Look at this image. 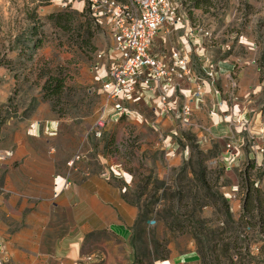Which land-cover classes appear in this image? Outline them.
<instances>
[{"label":"rangeland","instance_id":"obj_1","mask_svg":"<svg viewBox=\"0 0 264 264\" xmlns=\"http://www.w3.org/2000/svg\"><path fill=\"white\" fill-rule=\"evenodd\" d=\"M85 7L84 0H0V145L31 125L35 131L88 134L90 142L102 145L110 166L130 185L129 201L154 223L148 229L141 224L133 250L113 234L97 231L86 253L93 264L147 263L151 255H167L169 242L182 248L189 236L197 247L193 229L200 234L198 245L214 246L222 264H227L224 243L231 244L237 234L235 264H264V0H198L197 6L182 0L192 26L211 33L204 46L213 73L211 80L202 78L220 96L217 113L226 101L223 118L230 117L233 130L240 126L233 138L211 136L205 142H198L190 128L180 127L182 138L153 128L154 114L143 100L126 104L130 114L113 110L90 71L103 60L100 52L111 45V34L91 20L94 49L82 46L89 19ZM56 12L61 26L48 17ZM219 61L230 63V72ZM50 76L63 79L64 87L49 99L42 86ZM236 102L244 110L235 109ZM163 145L179 159L165 157Z\"/></svg>","mask_w":264,"mask_h":264},{"label":"crops","instance_id":"obj_2","mask_svg":"<svg viewBox=\"0 0 264 264\" xmlns=\"http://www.w3.org/2000/svg\"><path fill=\"white\" fill-rule=\"evenodd\" d=\"M183 34V29L159 31L150 52L170 57L179 48ZM193 41L200 40L195 36ZM197 44L192 46L190 59L193 72L201 75L194 51L201 54L205 64L211 61V55L204 40ZM221 61L220 67L229 65L225 71L230 72L232 65ZM183 86L192 88L188 83ZM151 94L146 91V97L141 100L152 109L150 125L155 129L182 138L180 127L190 128L198 142L211 140V136L233 138L234 132H239L240 126L235 127L236 131L232 129L230 117L223 118L229 109L226 101L220 106L222 114L217 113L216 100L221 99L211 93L210 83L205 84L202 101L196 97L189 101L191 112L187 123L168 116L158 117L149 98ZM233 107L245 108L240 102ZM214 113L218 115L213 117ZM90 140L88 134L74 131L23 130L15 132L9 144L0 145V156L4 157L1 162H5L0 177V243L10 264H75L89 252L88 241L102 230L133 250V226L139 209L128 199L130 185L114 165L110 166L108 157L101 151L102 145ZM163 146L165 157L179 159L175 151ZM65 180L69 181L66 188ZM149 221L146 219L142 224L143 229H148ZM166 249L167 255L159 258L151 255L147 263L140 257L138 264H200L191 236L182 248L169 242Z\"/></svg>","mask_w":264,"mask_h":264},{"label":"built area","instance_id":"obj_3","mask_svg":"<svg viewBox=\"0 0 264 264\" xmlns=\"http://www.w3.org/2000/svg\"><path fill=\"white\" fill-rule=\"evenodd\" d=\"M96 22L107 26L112 43L100 52L104 60L91 65L90 71L100 90L113 101V110L118 114H130L126 104L149 97L158 117H170L187 123L190 116L189 101L198 97L202 101L205 84L202 75L211 80V61H201V54L194 51V60L201 75L193 72L190 54L192 46L201 44L211 36L201 26H192L182 0H84ZM184 31L180 46L169 57L165 53L153 54L150 48L159 31ZM199 38L197 43L193 37ZM197 44V45H198ZM184 83L192 88H184ZM235 84V83H233ZM221 106V104H220ZM219 106V108H220ZM30 131H35L31 125ZM4 158L0 156V159ZM69 181L63 182L66 188ZM150 224L154 220L149 221ZM94 257L85 254L75 264H93ZM0 264H10L4 257V245L0 243Z\"/></svg>","mask_w":264,"mask_h":264},{"label":"trees","instance_id":"obj_4","mask_svg":"<svg viewBox=\"0 0 264 264\" xmlns=\"http://www.w3.org/2000/svg\"><path fill=\"white\" fill-rule=\"evenodd\" d=\"M194 4L197 6L198 5V0H193ZM83 12H86L89 16V19L86 23V28L84 29V39H82L81 43L82 46H85L86 48H88V50H93L94 46L92 43V32H91V20L92 21H96L94 19V17L91 15L89 8L86 6L85 10ZM33 11L31 12V14L29 15L31 18L34 16L32 15ZM49 19H51V21H53V23H55V25H59L61 26V22H62V15L60 12H56V13H51L50 15H48ZM83 27V25H80L79 28L77 30H81V28ZM29 31L34 34L35 33V26H30L28 27ZM80 31H78L79 33ZM77 33V34H78ZM83 35V34H81ZM40 42L36 41L33 43V46L36 47ZM4 63V59L0 58V64ZM64 87V81L61 78H58L56 76H50L48 77V79H45L44 84L42 86V90H43V96L45 98H51V97H58L61 92H62V88ZM1 123V120H0ZM203 176V171L202 174ZM204 186L207 187L206 182L203 181ZM224 207H225V212L227 214L228 217H230L231 215L229 214V206L227 205V202L224 201ZM146 216L143 215V213H139L134 226H133V230H134V236L133 239L136 238L137 234L139 233V230H141L140 226L142 223H144L146 221ZM193 235L195 237V240L197 242V251L199 253L200 256V264H222L221 262V257L219 255V253H216V248L213 246L211 249L205 248V247H200L198 245V243L200 241L199 237L200 234H198L196 232V229H193ZM238 234L235 235L234 239L232 240L231 244L230 243H224V246L221 250L224 260L227 261V264H235L236 262L233 260V254H234V249L236 247V240L238 238ZM210 241V240H209ZM138 262V261H137ZM138 264V263H137Z\"/></svg>","mask_w":264,"mask_h":264},{"label":"bare ground","instance_id":"obj_5","mask_svg":"<svg viewBox=\"0 0 264 264\" xmlns=\"http://www.w3.org/2000/svg\"><path fill=\"white\" fill-rule=\"evenodd\" d=\"M196 98L199 99L198 97H196ZM158 264H169V262H161V263H158Z\"/></svg>","mask_w":264,"mask_h":264}]
</instances>
